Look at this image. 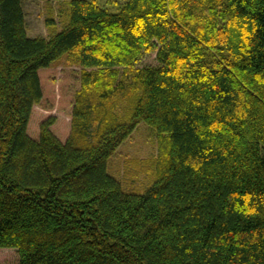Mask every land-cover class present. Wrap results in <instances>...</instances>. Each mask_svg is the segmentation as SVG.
<instances>
[{
	"label": "trees",
	"instance_id": "16d2710c",
	"mask_svg": "<svg viewBox=\"0 0 264 264\" xmlns=\"http://www.w3.org/2000/svg\"><path fill=\"white\" fill-rule=\"evenodd\" d=\"M68 3L30 37L22 0H0V248L18 264H264V0ZM59 63L80 67L70 132L51 116L35 138L39 70ZM141 122L157 153L139 191L107 160Z\"/></svg>",
	"mask_w": 264,
	"mask_h": 264
},
{
	"label": "rangeland",
	"instance_id": "374dc122",
	"mask_svg": "<svg viewBox=\"0 0 264 264\" xmlns=\"http://www.w3.org/2000/svg\"><path fill=\"white\" fill-rule=\"evenodd\" d=\"M109 5L112 9L123 0H98ZM116 4L111 5L112 2ZM30 37L48 36L51 29L47 20L52 18L55 27H60L64 19L68 0H22ZM142 64L155 63V53H147L143 56ZM80 67L67 66L64 63L56 64L50 68L39 70L43 97L32 108L27 132L37 137L40 124L48 117L55 118L51 129L57 137L63 141L70 132L71 110L74 101V93L79 88ZM157 153V135L147 123L141 122L133 133L127 137L107 160V171L119 177L126 189H144L148 181V174L140 169L142 161L150 159ZM146 187V185H145ZM0 264H18L17 250L13 248H0Z\"/></svg>",
	"mask_w": 264,
	"mask_h": 264
}]
</instances>
